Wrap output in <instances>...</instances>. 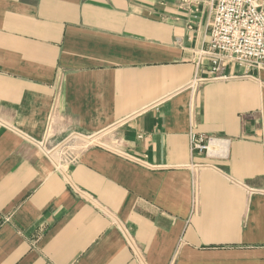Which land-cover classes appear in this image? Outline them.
Listing matches in <instances>:
<instances>
[{"label": "crops", "instance_id": "obj_1", "mask_svg": "<svg viewBox=\"0 0 264 264\" xmlns=\"http://www.w3.org/2000/svg\"><path fill=\"white\" fill-rule=\"evenodd\" d=\"M213 6L0 0V264H264V70L211 71Z\"/></svg>", "mask_w": 264, "mask_h": 264}, {"label": "built area", "instance_id": "obj_2", "mask_svg": "<svg viewBox=\"0 0 264 264\" xmlns=\"http://www.w3.org/2000/svg\"><path fill=\"white\" fill-rule=\"evenodd\" d=\"M214 4L210 21L209 46L211 71L220 70L221 63L234 62L247 68L264 70V0H206ZM192 153L210 159L227 160L231 139L209 136L189 129ZM70 154V153H68ZM65 160L74 161L73 154L64 153Z\"/></svg>", "mask_w": 264, "mask_h": 264}, {"label": "rangeland", "instance_id": "obj_3", "mask_svg": "<svg viewBox=\"0 0 264 264\" xmlns=\"http://www.w3.org/2000/svg\"><path fill=\"white\" fill-rule=\"evenodd\" d=\"M71 138H68L66 141H63L61 144H59L58 146H57V148H62V147H66V146H68L69 147V140H70ZM64 153H68L67 151L66 152H64ZM67 155H70V154H67Z\"/></svg>", "mask_w": 264, "mask_h": 264}]
</instances>
